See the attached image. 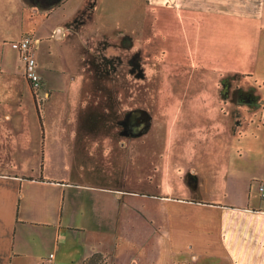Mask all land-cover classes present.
Here are the masks:
<instances>
[{"label": "crops", "instance_id": "1", "mask_svg": "<svg viewBox=\"0 0 264 264\" xmlns=\"http://www.w3.org/2000/svg\"><path fill=\"white\" fill-rule=\"evenodd\" d=\"M65 1L0 0V264H84L94 255L101 264H264V144L240 152L253 162L247 170L227 159L215 172L212 165L201 166L203 173L189 168L194 181L183 196L152 195L127 178L117 184L110 175L118 162L131 174V131L139 123L101 121L109 109L97 106L101 74L92 70L94 47L85 41V24H74L78 11L49 33L61 48L77 52L76 61L74 54L58 58L64 68L56 69L34 38L36 18ZM178 1L159 0L150 13L155 27L148 28L190 29L192 48L208 55L213 44L214 58L223 63L240 61L264 30L259 0ZM84 18L83 12L76 21ZM26 36L37 67L44 65L38 92L10 46ZM73 62L77 69H68ZM257 105L246 112L253 119L233 120L235 133L264 134V97Z\"/></svg>", "mask_w": 264, "mask_h": 264}, {"label": "rangeland", "instance_id": "2", "mask_svg": "<svg viewBox=\"0 0 264 264\" xmlns=\"http://www.w3.org/2000/svg\"><path fill=\"white\" fill-rule=\"evenodd\" d=\"M158 1L66 0L57 10L36 18L34 38L37 45L50 52L56 69L64 68L58 58L74 54L72 60L76 61L77 52L61 48L60 42L50 40L49 33L78 11L74 24H85V41L94 47L92 70L101 74L97 84L102 94L97 106L102 112L109 109L107 114H101V121L120 123L122 118H131L139 123L131 131V174L128 176L118 162L111 179L119 184L127 178L131 187L152 195L183 196V190L194 181L187 175L193 166L203 173L206 170L201 166L212 165L211 171L215 172L227 159L238 171L253 167L252 160H245L240 152L258 146L257 142L263 145L264 134L251 130L246 136L249 130H245L239 135L231 123L241 116L253 119L254 114L246 112L256 109L257 100L264 97V30L259 31L256 45L240 61L223 63L214 58L213 44L208 55L192 48L190 29H149V24H156L154 13H150ZM259 2L263 6L259 22L264 26V0ZM83 12L84 21L78 23ZM199 40L200 34L197 43ZM38 66L43 73L44 65ZM76 66L73 62L67 68L77 69ZM128 134L131 135L129 130ZM116 155L123 157V151L117 148ZM200 158L211 159L212 164H203ZM179 177L182 189L176 191ZM153 209L149 205L151 217L155 216Z\"/></svg>", "mask_w": 264, "mask_h": 264}, {"label": "built area", "instance_id": "3", "mask_svg": "<svg viewBox=\"0 0 264 264\" xmlns=\"http://www.w3.org/2000/svg\"><path fill=\"white\" fill-rule=\"evenodd\" d=\"M31 44V38L26 36L20 40L11 42L10 46L20 55L23 66V75L30 88L32 91L38 92L42 88V79L37 70L35 53ZM259 192L261 198L264 199V181L259 184ZM52 257L53 256L50 258Z\"/></svg>", "mask_w": 264, "mask_h": 264}, {"label": "trees", "instance_id": "4", "mask_svg": "<svg viewBox=\"0 0 264 264\" xmlns=\"http://www.w3.org/2000/svg\"><path fill=\"white\" fill-rule=\"evenodd\" d=\"M103 261L102 257L99 255H94L88 259L84 264H101Z\"/></svg>", "mask_w": 264, "mask_h": 264}, {"label": "bare ground", "instance_id": "5", "mask_svg": "<svg viewBox=\"0 0 264 264\" xmlns=\"http://www.w3.org/2000/svg\"><path fill=\"white\" fill-rule=\"evenodd\" d=\"M58 36V35H57Z\"/></svg>", "mask_w": 264, "mask_h": 264}]
</instances>
